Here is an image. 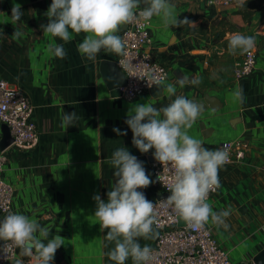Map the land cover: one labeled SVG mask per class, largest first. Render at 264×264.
Masks as SVG:
<instances>
[{"label": "crops", "instance_id": "crops-1", "mask_svg": "<svg viewBox=\"0 0 264 264\" xmlns=\"http://www.w3.org/2000/svg\"><path fill=\"white\" fill-rule=\"evenodd\" d=\"M244 1L212 4L210 0H174L178 19L188 17L196 22V28L166 27L158 16L150 26L152 53L168 71L163 84H175L184 72L201 78L199 85L176 84V95L205 105L189 133L207 148L233 140L248 143L240 161L220 169L219 189L208 200L217 211L231 206L228 228L210 224L230 252L232 264H254V256L264 249V3L248 22L238 11ZM50 3L0 0V77L28 94L39 137L31 148L12 146L6 150L3 177L13 186L11 211L24 212L48 226L50 235L64 238L54 264H106L112 244L105 239L107 229L101 231L94 216L93 196L99 193L107 199L106 193L115 182L108 157L114 148L128 147L144 162L153 181L154 149L141 153L132 144L133 133L125 119L131 104L150 102L160 107L174 96L169 98L162 92L155 97L148 90L127 100L121 92L116 94L108 87L102 66L105 61L116 63L118 54L102 50L95 61L86 62L76 48L84 33H73L67 43L43 34L40 25L47 23L43 13ZM15 5L24 10L21 21L12 20ZM14 24L23 32L19 38L12 35ZM236 32L256 37L251 50L258 55L252 72L240 77L235 70L245 52L233 54L227 48L230 35ZM50 42L64 43L67 56L52 57ZM237 88L243 90V103L232 98ZM206 95L213 106L206 102ZM73 110L79 119L71 127L62 124L61 114ZM114 127L127 129V135H118ZM139 190L152 201L162 195L153 182ZM138 239L153 248L156 234L148 240ZM18 257L25 264L27 256L20 253L10 260ZM10 260L6 264H11ZM126 264H132L131 259Z\"/></svg>", "mask_w": 264, "mask_h": 264}, {"label": "clouds", "instance_id": "clouds-1", "mask_svg": "<svg viewBox=\"0 0 264 264\" xmlns=\"http://www.w3.org/2000/svg\"><path fill=\"white\" fill-rule=\"evenodd\" d=\"M174 0H51L44 16L47 23L40 28L43 34L59 37L67 43L73 33H84L76 48L85 61H95L102 50L122 55L126 44L119 34L122 25L129 24L137 16L150 22L153 16L162 19L164 25L196 28V22L188 17L178 19ZM12 20L21 21L24 10L16 5L12 8ZM12 34L23 35L21 27L14 24ZM256 37L239 32L232 33L227 48L230 53H243L254 47ZM64 43L50 42L48 52L52 57L67 56ZM149 85L163 86L170 103L155 106L153 103L131 104L125 123L131 129L132 144L141 152L154 149V159L170 167V194L160 201L172 207L177 217L191 229H202L207 223L229 227L226 218L231 206L214 210L208 202L210 191L220 186L219 171L229 162L230 153L224 147L207 148L203 141L191 135L189 129L201 113V105L184 95H176V84L199 85L201 78L191 72H184L176 83L163 84L155 78L147 80ZM234 101L243 103L241 88L232 92ZM79 116L77 111H64L62 124L72 126ZM68 127V128H69ZM118 135H127V129L114 127ZM108 163L112 167L115 182L102 199L94 194L96 202L94 216L98 218L101 231L107 229L105 239L112 244L106 253V264H150L153 249L150 244H141L138 238H154V225L160 221L156 215V202L147 199L139 189L153 181L147 174L145 164L128 147L113 149ZM159 177V176H158ZM52 230L37 219L21 211H10L0 217V258L8 259L10 248H19L20 256H27L34 264H54L55 253L64 243L59 234L50 235ZM9 260V259H8ZM11 264H24L21 258L10 260Z\"/></svg>", "mask_w": 264, "mask_h": 264}, {"label": "built area", "instance_id": "built-area-1", "mask_svg": "<svg viewBox=\"0 0 264 264\" xmlns=\"http://www.w3.org/2000/svg\"><path fill=\"white\" fill-rule=\"evenodd\" d=\"M236 0H210L212 4L235 3ZM150 22L137 16L132 22L126 24L122 31L126 50L118 55L116 63L125 74L126 84L120 88L121 95L132 100L145 93L156 84L149 85L147 80L155 78L161 83L167 80L168 71L152 53V37ZM258 55L251 49L244 53L238 63L235 73L237 76L247 75L257 65ZM0 124H6L14 138L9 147L31 148L37 144L39 137L33 120V105L26 91L20 87H11L9 82L0 77ZM224 146L230 153L227 164L240 161L248 148L243 141H226ZM220 146V147H221ZM8 147V148H9ZM7 148V149H8ZM6 149V150H7ZM6 150L0 151V213L11 211L13 195L12 184L3 177V168L7 159ZM173 171L155 161L152 167L153 185L158 193L165 196L155 200V212L160 221L154 225L156 241L153 249V259L150 264H232L230 252L220 243L210 223L202 229L193 230L186 223L179 225V218L171 206L160 200L170 194L171 177ZM159 176V177H158ZM210 191L208 200L217 192ZM0 243H3L1 241ZM19 248H10L8 259H12ZM0 258V264L9 260ZM25 264H34L30 257L25 258Z\"/></svg>", "mask_w": 264, "mask_h": 264}, {"label": "water", "instance_id": "water-1", "mask_svg": "<svg viewBox=\"0 0 264 264\" xmlns=\"http://www.w3.org/2000/svg\"><path fill=\"white\" fill-rule=\"evenodd\" d=\"M126 27V25H125ZM124 27V29H125ZM103 74L106 78L107 85L110 89H114L116 94L120 93V88L126 84V77L125 74L118 68L117 63L115 62H108L105 61L102 66ZM150 93L155 96L159 97L162 95L163 92V86L161 85H155L149 89ZM206 102L213 106L210 101V96H205ZM205 109V105L201 106V111ZM1 131H2V137L0 139V151L6 150L14 141V138L12 137L10 133V129L6 124L1 125ZM165 196V194H162L161 197ZM6 215V214H5ZM185 222L181 221L179 219V225H183ZM254 264H264V249L259 251L253 258Z\"/></svg>", "mask_w": 264, "mask_h": 264}, {"label": "trees", "instance_id": "trees-1", "mask_svg": "<svg viewBox=\"0 0 264 264\" xmlns=\"http://www.w3.org/2000/svg\"><path fill=\"white\" fill-rule=\"evenodd\" d=\"M263 3L264 0H246L240 5L238 11L242 13L244 18L249 22L251 20L252 14L257 9H259Z\"/></svg>", "mask_w": 264, "mask_h": 264}]
</instances>
